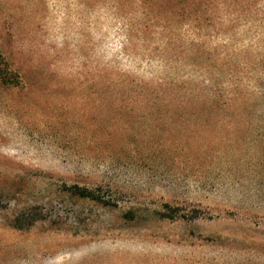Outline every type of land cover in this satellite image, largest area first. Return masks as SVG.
Masks as SVG:
<instances>
[{
	"label": "rangeland",
	"instance_id": "obj_1",
	"mask_svg": "<svg viewBox=\"0 0 264 264\" xmlns=\"http://www.w3.org/2000/svg\"><path fill=\"white\" fill-rule=\"evenodd\" d=\"M0 264H264V0H0Z\"/></svg>",
	"mask_w": 264,
	"mask_h": 264
}]
</instances>
